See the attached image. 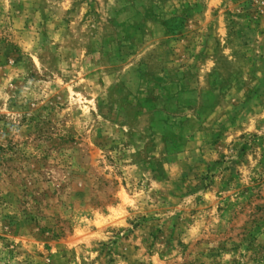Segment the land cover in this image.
Segmentation results:
<instances>
[{"label": "rangeland", "instance_id": "374dc122", "mask_svg": "<svg viewBox=\"0 0 264 264\" xmlns=\"http://www.w3.org/2000/svg\"><path fill=\"white\" fill-rule=\"evenodd\" d=\"M0 264H264V0H0Z\"/></svg>", "mask_w": 264, "mask_h": 264}]
</instances>
